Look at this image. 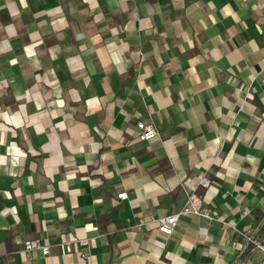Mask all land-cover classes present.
<instances>
[{
    "label": "crops",
    "instance_id": "crops-1",
    "mask_svg": "<svg viewBox=\"0 0 264 264\" xmlns=\"http://www.w3.org/2000/svg\"><path fill=\"white\" fill-rule=\"evenodd\" d=\"M191 195L236 230L159 232ZM237 230L264 240V0H0V264L258 262Z\"/></svg>",
    "mask_w": 264,
    "mask_h": 264
},
{
    "label": "built area",
    "instance_id": "built-area-1",
    "mask_svg": "<svg viewBox=\"0 0 264 264\" xmlns=\"http://www.w3.org/2000/svg\"><path fill=\"white\" fill-rule=\"evenodd\" d=\"M136 128H137L136 137L140 141L150 140L158 135V130L155 124L151 121L137 120ZM199 183L204 187L209 186V180L205 176H201ZM117 197L124 199L127 197V192L120 191L117 193ZM187 213H195L208 220H216L220 223L222 228L229 229L231 227L235 229L234 226L230 224V222L221 218L217 210L200 207L195 196L191 195L188 197L185 204L181 207V209L177 213L162 215L156 219L158 231L166 235L172 234V232L175 229V226L177 225L179 217ZM142 224H143V220L139 219L136 225L137 227H141ZM239 233L245 238V245L240 244L236 240H233L232 244L236 246L240 251H243L247 244H252V247L261 253V258L258 260V262L254 264H264V240L255 239L252 236L248 235L247 233H242V232ZM77 241L80 244H84L86 243L87 240L80 239ZM71 248H72L71 241H67L65 243V249L67 251H70ZM24 249L26 252H29L32 249H39L41 250L42 254H48L50 251L49 245L44 243L40 238L25 240ZM241 264H250V263L243 261Z\"/></svg>",
    "mask_w": 264,
    "mask_h": 264
}]
</instances>
